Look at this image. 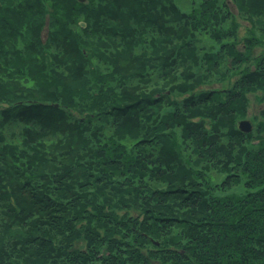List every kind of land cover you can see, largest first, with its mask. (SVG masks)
Masks as SVG:
<instances>
[{"label":"trees","instance_id":"16d2710c","mask_svg":"<svg viewBox=\"0 0 264 264\" xmlns=\"http://www.w3.org/2000/svg\"><path fill=\"white\" fill-rule=\"evenodd\" d=\"M227 1L0 0V264H264V0Z\"/></svg>","mask_w":264,"mask_h":264},{"label":"rangeland","instance_id":"374dc122","mask_svg":"<svg viewBox=\"0 0 264 264\" xmlns=\"http://www.w3.org/2000/svg\"><path fill=\"white\" fill-rule=\"evenodd\" d=\"M194 1H198V0H194ZM175 4L180 8V10H182L183 12H189L191 5H192V0H174ZM227 5L229 6L230 10L232 13H236L234 6L232 5V3L228 0L227 1ZM237 21L240 23V35H243L244 33V27L247 26V23L242 22L239 18H236ZM79 24H84V22H79ZM82 26V25H81ZM196 45L198 47H202L201 50H205V49H210V50H216L218 47V44L215 41H212L211 39L207 38L206 36H200L198 37V40L196 41ZM259 53V49H255L253 51V54H257ZM234 80V78L232 79ZM214 86H218L217 84ZM249 101H250V105L248 107L247 110V117L243 118V119H239L236 123L237 125V129L238 128V124L241 121H247L248 124H250V131L249 132H245V133H251L254 129V126L256 124V122L260 121L261 118L259 116V112L262 108L261 105H259L255 100H254V96L250 95L249 96ZM256 118V120H253V118ZM227 175H225L224 173H218L215 171H209L207 178L208 181L210 182L211 185H218L219 187L217 189L214 190V192L217 195H226V194H244L247 191H255L257 189V187H253V188H248L243 184V181H238V182H233V184H231L230 187H226L225 189L221 188V184L224 182L225 177ZM224 187V185H223Z\"/></svg>","mask_w":264,"mask_h":264},{"label":"water","instance_id":"95a60500","mask_svg":"<svg viewBox=\"0 0 264 264\" xmlns=\"http://www.w3.org/2000/svg\"><path fill=\"white\" fill-rule=\"evenodd\" d=\"M79 1H83V0H79ZM82 26H84V24H81ZM238 128L240 131L242 132H249L250 131V124H248L247 121H241L238 124Z\"/></svg>","mask_w":264,"mask_h":264}]
</instances>
